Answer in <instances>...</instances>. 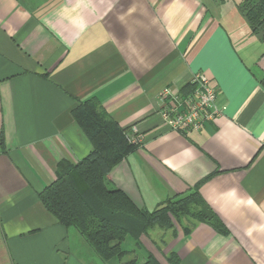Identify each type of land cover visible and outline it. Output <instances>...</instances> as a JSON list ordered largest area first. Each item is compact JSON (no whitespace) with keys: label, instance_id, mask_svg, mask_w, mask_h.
Returning a JSON list of instances; mask_svg holds the SVG:
<instances>
[{"label":"crops","instance_id":"crops-1","mask_svg":"<svg viewBox=\"0 0 264 264\" xmlns=\"http://www.w3.org/2000/svg\"><path fill=\"white\" fill-rule=\"evenodd\" d=\"M242 1L0 0V264H100L40 200L60 164L93 152L72 114L89 100L141 138L109 188L152 211L198 185L227 232L156 227L121 262L173 252L179 264H264V40ZM200 73L221 114L198 132L170 130L162 90Z\"/></svg>","mask_w":264,"mask_h":264},{"label":"trees","instance_id":"trees-1","mask_svg":"<svg viewBox=\"0 0 264 264\" xmlns=\"http://www.w3.org/2000/svg\"><path fill=\"white\" fill-rule=\"evenodd\" d=\"M240 10L251 32L264 40V0H245ZM264 86V78L260 81ZM193 89L185 85L181 94ZM93 152L76 164L63 163L58 167L55 181L40 194L44 208L65 229L74 228L86 240L96 255L105 262L121 259L126 251L121 244L125 238L138 240L158 227L173 231L179 227L184 235L191 228L184 223H205L217 233H227L217 214L202 199L197 186L185 195H175L158 204L152 211L135 205L126 194L108 187L107 176L122 160L135 151L126 134L103 110L99 102L89 100L73 111ZM190 226V227H191ZM162 254V249L155 246ZM124 264H139L133 260ZM140 264H179L173 252L160 261L152 254Z\"/></svg>","mask_w":264,"mask_h":264},{"label":"built area","instance_id":"built-area-1","mask_svg":"<svg viewBox=\"0 0 264 264\" xmlns=\"http://www.w3.org/2000/svg\"><path fill=\"white\" fill-rule=\"evenodd\" d=\"M191 84L193 89L187 94L175 92L169 87L164 88L160 94L164 123L170 130L182 134L202 130L207 123L213 122L221 114L210 80L200 73L193 76ZM127 139L135 146L141 141L134 131Z\"/></svg>","mask_w":264,"mask_h":264},{"label":"rangeland","instance_id":"rangeland-1","mask_svg":"<svg viewBox=\"0 0 264 264\" xmlns=\"http://www.w3.org/2000/svg\"><path fill=\"white\" fill-rule=\"evenodd\" d=\"M242 4H243V6H244V4H245V0L242 1ZM192 224H193V223H192ZM192 224H190V223H189V224L184 223V226L190 227ZM129 242H132V239L129 238V237L125 238L124 243H123V245H122L123 249H128V247H131V246H132ZM95 258H97V260L100 259L98 256H96ZM98 258H99V259H98ZM132 259H135V258H124V259L122 260V262H119L117 259H113V260H111L110 262H105V261H103V260L100 259V260H101V261H100V264H123V263H126V262H128V261H130V260H132ZM137 259H138V258H137ZM137 261H138L139 264L142 263V259H138ZM96 264H98V263H96Z\"/></svg>","mask_w":264,"mask_h":264}]
</instances>
